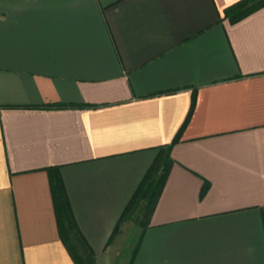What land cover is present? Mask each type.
<instances>
[{
	"label": "crops",
	"instance_id": "0c3cea01",
	"mask_svg": "<svg viewBox=\"0 0 264 264\" xmlns=\"http://www.w3.org/2000/svg\"><path fill=\"white\" fill-rule=\"evenodd\" d=\"M238 1L0 0V264H75L52 179L96 264H264V5Z\"/></svg>",
	"mask_w": 264,
	"mask_h": 264
},
{
	"label": "trees",
	"instance_id": "16d2710c",
	"mask_svg": "<svg viewBox=\"0 0 264 264\" xmlns=\"http://www.w3.org/2000/svg\"><path fill=\"white\" fill-rule=\"evenodd\" d=\"M263 5L264 0H239L235 4L229 6L224 11V15L230 21H237ZM179 139L180 134L174 138L172 144L176 143ZM169 148L170 146H166V148L163 149L169 152ZM169 165L170 159L168 157L164 160L158 158L154 161L138 186L128 207L122 214V217L116 224L114 232L119 227L120 222L125 219L132 210L138 197L144 198L145 201L148 202V209H151L165 181ZM52 195L59 218L60 236L75 264H96L91 248L83 238L72 217L71 209L60 180L52 179Z\"/></svg>",
	"mask_w": 264,
	"mask_h": 264
},
{
	"label": "rangeland",
	"instance_id": "374dc122",
	"mask_svg": "<svg viewBox=\"0 0 264 264\" xmlns=\"http://www.w3.org/2000/svg\"><path fill=\"white\" fill-rule=\"evenodd\" d=\"M138 203L139 204L134 206L133 209L129 212L127 219L122 222L121 229L124 233V236L129 235L130 231L133 230V228H135V226L137 224V220L142 216V213L148 210V206H147L148 202H144V205H142L143 202H140V200H139ZM136 234L137 233H135L134 235L129 237L128 240L126 241L128 244V247L126 250L127 254L129 253V249H130L131 245L133 246V244L136 240Z\"/></svg>",
	"mask_w": 264,
	"mask_h": 264
}]
</instances>
